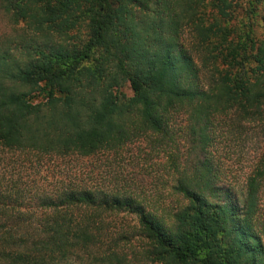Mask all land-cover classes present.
<instances>
[{"label":"trees","instance_id":"1","mask_svg":"<svg viewBox=\"0 0 264 264\" xmlns=\"http://www.w3.org/2000/svg\"><path fill=\"white\" fill-rule=\"evenodd\" d=\"M0 15V264L124 262L105 217L122 212L156 264H264V154L237 185L212 153L219 126L264 127V0H0ZM179 136L170 223L131 192L32 187L20 169Z\"/></svg>","mask_w":264,"mask_h":264},{"label":"rangeland","instance_id":"2","mask_svg":"<svg viewBox=\"0 0 264 264\" xmlns=\"http://www.w3.org/2000/svg\"><path fill=\"white\" fill-rule=\"evenodd\" d=\"M255 28L256 35L260 36L263 28ZM11 29L0 15V33L10 32ZM186 39L190 41L191 37L187 34ZM123 90L132 95L128 85ZM217 134L219 136L212 147L213 158L222 168L224 179L241 185L253 162L264 154V127L256 122H247L242 128L223 124L218 127ZM179 141L178 145H171V148L158 147L150 140L137 141L119 154L106 152L89 158L70 157L63 161L42 160L41 163L33 161L24 163L20 169L24 182L30 183L32 187L42 184L51 189L59 185L62 179L74 178L107 190L131 192L147 204L149 211L170 223L172 212L185 202L174 190L178 174L187 167L183 156L188 146L180 136ZM175 155L179 156L176 164L173 161ZM11 163L9 161V173L13 170ZM262 198L264 204V194ZM105 217L108 233L116 237L128 235L127 240L120 243L118 252L125 260L119 264H156L145 256L146 246L137 234L135 215L122 212L108 213ZM96 254L102 256V253Z\"/></svg>","mask_w":264,"mask_h":264}]
</instances>
